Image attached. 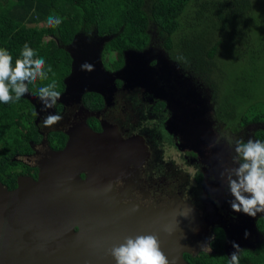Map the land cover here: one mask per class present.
I'll use <instances>...</instances> for the list:
<instances>
[{"label": "trees", "instance_id": "obj_1", "mask_svg": "<svg viewBox=\"0 0 264 264\" xmlns=\"http://www.w3.org/2000/svg\"><path fill=\"white\" fill-rule=\"evenodd\" d=\"M50 15L62 23L49 26ZM95 32L109 37L101 52L106 68L121 66L125 50L155 45L184 73L211 87L212 98L220 103L218 116L230 122L231 130L264 123V0H0V48L9 51L13 67L28 43L45 60V71L52 68L47 80L28 83L31 93L53 80L61 90L71 71L66 46L75 34L91 37ZM225 104L229 113H222ZM33 116L24 95L0 102V167L12 163L16 147L30 138ZM253 135L264 142V127ZM255 227L260 240L253 249L240 251L239 264H264V214ZM212 245L215 253L192 261L230 264L222 244Z\"/></svg>", "mask_w": 264, "mask_h": 264}, {"label": "flooded vegetation", "instance_id": "obj_2", "mask_svg": "<svg viewBox=\"0 0 264 264\" xmlns=\"http://www.w3.org/2000/svg\"><path fill=\"white\" fill-rule=\"evenodd\" d=\"M152 60L151 64L157 61L155 57ZM123 65L124 57L118 68H106L103 64L108 71H116ZM115 83L118 93L115 101L109 105L104 94L95 91L84 90L79 95H69L65 93L64 83L63 88L59 90L61 96L52 108L44 109L39 98L34 99L38 96L36 93L28 92L35 101L24 95L33 107L34 131L29 134L30 138H25L24 145L16 147L11 154L12 163L0 167L1 184L12 190L18 186L19 178L37 180L40 163L50 160L52 153L70 146V151L75 154L83 153L86 157L89 154L88 160L107 180L123 208L166 209L175 205L180 207L184 205L182 202L193 207L194 222L197 226L192 229L193 236L186 238L189 249L182 252L185 264H198L197 261H192L193 257L199 255L203 258L215 253L212 243L217 240L220 245L222 244L225 256L230 260L231 253L236 251L234 248H230L229 252L226 250L232 231L231 226L235 221L253 222L251 216L232 210L229 202L233 197L221 178L224 168L236 166L233 157H226L225 160H208L211 165L208 168L205 165L207 160L203 157L211 150L201 142L191 143L188 136L186 138L177 129L183 128L182 123L177 121L175 126L169 125L168 121L173 117L174 109L168 107L167 101L160 97V94L153 95L134 89L127 91L120 79ZM220 112L215 101L213 118L219 128H224L222 134L224 137L221 135L220 138L223 145H227L225 140L227 127L229 137L234 138L236 135L234 145L237 140L247 142L248 139L243 138L241 133L248 126H253L251 132L253 140H257L253 133L264 127V123L257 122L234 132L231 130L230 122L218 116ZM49 114L62 115L63 119L52 126H43L42 121ZM94 134L105 135L94 137ZM185 135H188V130ZM212 137L211 135L209 139ZM168 150L175 152L176 157H172ZM185 166L194 170L189 176L185 174ZM87 174L86 171H81L79 177L84 179ZM12 175L13 178H10ZM205 176L209 178V185L206 187ZM207 188L211 190L208 191ZM214 205L217 206L220 217L216 221L212 218L210 208ZM182 214H186L183 218L190 216L187 212ZM263 214L253 217L255 224L257 218ZM77 229L75 226L74 230ZM259 239L258 233L249 235L248 242L246 237L245 245L250 247L247 249H253ZM245 245L240 246L239 253L246 248Z\"/></svg>", "mask_w": 264, "mask_h": 264}, {"label": "water", "instance_id": "obj_3", "mask_svg": "<svg viewBox=\"0 0 264 264\" xmlns=\"http://www.w3.org/2000/svg\"><path fill=\"white\" fill-rule=\"evenodd\" d=\"M98 37V60L102 63L101 52L109 40L108 36L95 32L88 37L79 33L66 46L71 55V71L64 79L65 90L69 89L75 80L73 75L77 74L70 46L79 43V40L94 41ZM150 49L125 50L124 65L116 71L104 72H115L117 75L128 72L134 78H142L147 68L151 78H159L170 87L166 79L170 76L167 70L171 69L160 64V54L156 65L148 68ZM185 82H189L186 76L183 79ZM168 87H160V97L172 109L178 110L181 103L184 105L187 115L185 118L179 117L185 123L184 128H188L187 119L190 116L181 100L185 93L175 91L176 94L168 95ZM86 90L103 94L94 88ZM180 92L184 93L180 95L181 98L177 96ZM177 121L180 120L175 114L168 123L175 126ZM94 135L103 137L105 134ZM87 157L83 153L78 155L71 152L70 146H67L52 153L50 160L40 163L37 180L19 178L18 186L12 190L0 182V264H116L111 248L118 246L128 236L141 234L158 237L169 264H185L182 252L189 249L186 238L193 236L192 229L197 226L193 207L182 202L184 205L180 207L175 205L166 209L123 208L107 180L95 170ZM81 171L88 173L86 178L79 177ZM183 212L190 216L183 218L186 215ZM251 220L250 229L252 233H257L254 218ZM75 226L77 230H74Z\"/></svg>", "mask_w": 264, "mask_h": 264}, {"label": "clouds", "instance_id": "obj_4", "mask_svg": "<svg viewBox=\"0 0 264 264\" xmlns=\"http://www.w3.org/2000/svg\"><path fill=\"white\" fill-rule=\"evenodd\" d=\"M49 26H59V16L48 17ZM82 70L92 71L94 66L81 65ZM51 66L45 71V60L37 58L35 50L25 43L21 58L12 64V56L6 48H0V102L9 103L19 100L29 92L28 83L47 80ZM14 93V96H13ZM38 98L44 109L52 108L61 93L56 90L53 80L38 90ZM63 119L62 115L49 114L42 121L43 126H52ZM233 163L235 167H226L221 178L233 199L229 202L232 210L256 217L264 213V142L249 138L247 142L237 140L234 148ZM249 234L245 232V237ZM236 251L230 255V264H239L240 245L232 242ZM208 247V246H205ZM111 255L116 264H169L168 257L161 250V242L154 234L128 236L118 246L111 248Z\"/></svg>", "mask_w": 264, "mask_h": 264}, {"label": "rangeland", "instance_id": "obj_5", "mask_svg": "<svg viewBox=\"0 0 264 264\" xmlns=\"http://www.w3.org/2000/svg\"><path fill=\"white\" fill-rule=\"evenodd\" d=\"M154 40H159V38H155L154 35H152ZM51 38V37H48ZM47 39V38H46ZM45 39V41H46ZM79 43L73 44L70 46V49L72 50V55H74L75 63H76V69L75 72H77L76 75H73L75 80L69 85V89L65 90V93H68L69 95H79L81 94L85 89L88 88H94L98 89L100 92H103L104 96L106 97V102L109 105L111 102L115 101V97L118 93L115 87L116 83L115 81L117 79H120L127 91H130L132 89L136 91H146L150 92L153 95L160 94L159 89L163 86L168 87L165 85L161 79L157 78H151L148 75V69L146 68L144 71V75L142 78H134L131 76L130 73L124 72L120 73V75H117L115 72H104L106 70L102 63H99L98 60V48H99V37L96 39L91 40H79ZM91 41V42H90ZM156 42V41H155ZM150 57L151 60L149 61V64L147 65L149 69H152L156 62L151 64L153 61L152 59L157 60L158 54L159 55V61L160 64H165V66H168L171 71L168 69L170 76L166 79L170 87V91H167V94L170 95L174 93L175 91H182L185 93V96L182 95L184 93L180 92L178 97L181 98L182 102L187 107V111L189 113L188 125V135H184L185 137L188 136V139H190L191 143H203L206 147H208V150H211V152H206L204 154L203 159L206 158V166L210 167L211 165L208 163V160H225L226 157H233L234 156V138L236 135L232 137H229L228 127H227V134L225 135V140L227 141V145H223L222 140H220L221 135L224 134V128H219L217 124L214 123L213 118V110L215 107V101L212 98V92L213 90L211 87L209 88L208 85L205 86V84L197 81L194 79V77L191 74L184 73L185 70L179 66V64L171 61L168 59L164 51L155 45H149ZM161 49V50H160ZM88 63L94 66V69L92 71L88 70H82L81 65ZM225 70V69H224ZM262 72L264 73V67ZM226 78V80H223L224 82L228 83V76L224 72L223 74ZM189 78V82L183 83V79ZM182 83V85L180 83ZM163 85V86H162ZM260 86V85H259ZM261 86L264 88V81H261ZM260 86V87H261ZM158 88V90H157ZM165 88V87H164ZM248 89V84L245 85V87ZM259 88V87H258ZM163 89V88H162ZM258 90V89H257ZM125 91V90H124ZM164 91V90H163ZM126 92V91H125ZM181 95V96H180ZM25 96L29 97L30 100H36L37 98H32L28 93L25 94ZM161 96V95H160ZM64 99V98H63ZM34 100V101H35ZM64 101V100H63ZM217 103V102H216ZM220 103H217V110H220L219 107ZM171 108V107H170ZM223 108H225L223 110ZM222 108V113L230 112V108L228 106H225ZM172 109V108H171ZM175 109V108H173ZM178 113H177V112ZM177 114L178 119L182 122L180 117L185 118V115H187L184 105L181 103L180 108L178 110H174L173 115ZM180 116V117H179ZM183 123V122H182ZM183 123V128H184ZM253 126H248L245 131H243L242 137L249 139L251 138V132H252ZM181 133L187 131L184 129H178ZM177 131V130H175ZM213 136L209 139L210 136ZM233 135V134H232ZM224 137V135H222ZM167 137V136H166ZM187 138V137H186ZM168 140V137H167ZM229 140V144H228ZM163 141V140H162ZM164 142V141H163ZM215 143H219V145H215ZM169 144V143H168ZM170 145V144H169ZM229 146V147H228ZM169 151V150H168ZM169 154L172 157H176V153L169 151ZM208 167V168H209ZM185 174L188 176L193 173V168L189 166H185ZM210 170V169H208ZM207 176H205V184L206 187L209 185ZM210 188H207V190ZM211 190V189H210ZM209 191V190H208ZM211 208V213H213L212 218L216 221L219 220L220 217L218 216V208L216 205H214ZM260 214V213H258ZM247 218V216H246ZM251 221L249 223L241 222V221H235L234 225L231 226V235L230 238H228V243L226 250L229 252V249H233L232 242L238 243L240 246H244L246 244V237L245 232H247L249 235L252 234L251 227ZM248 235V236H249ZM248 236H247V242H248ZM245 247H248V245H245Z\"/></svg>", "mask_w": 264, "mask_h": 264}]
</instances>
